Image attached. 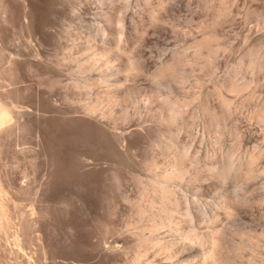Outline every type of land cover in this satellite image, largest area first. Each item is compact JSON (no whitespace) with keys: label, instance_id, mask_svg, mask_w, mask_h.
<instances>
[{"label":"rangeland","instance_id":"obj_1","mask_svg":"<svg viewBox=\"0 0 264 264\" xmlns=\"http://www.w3.org/2000/svg\"><path fill=\"white\" fill-rule=\"evenodd\" d=\"M0 7V92L2 99L21 111L13 115L10 128L0 140V182L7 190L12 216L9 231L0 230V264H132L134 248L127 246L132 243L129 232L134 228L130 225V201L137 197L141 183L137 176L145 181V169H149L143 166L147 165L145 161L153 159L155 146L158 155L154 157H159L161 140L171 131L166 126L170 132L165 133V125L155 124L157 119L153 121L145 102L140 103L141 113L133 102L127 104L130 114H139L134 118L131 114L129 119H136L131 120L132 125L130 121L117 123L120 129L127 123L126 129L123 127L126 132L134 127L130 133L121 130L123 134L119 127L114 128L116 123L111 122V128L109 120L87 112L83 105L95 94L72 90L67 69L73 66L74 77L75 61L70 64L63 60L70 64L66 68L61 63L63 71L55 65L64 53L69 55L70 49L73 55H82L77 41L80 45L93 37L98 44L120 41L133 49L150 73L176 53L189 55L190 61L183 66V87L176 85L166 95L193 96L196 102L187 108L196 112L200 100L208 97L223 115L221 99L214 90L221 87L232 102L230 114H225L221 122L237 127L240 136L237 139L234 131L220 135L219 130H209L207 117L200 115L191 125L183 126L178 137L199 150L202 163L212 161L206 158L207 151L218 159L235 143L238 154L259 148L262 155L257 166L264 163V117L254 114L264 102V0H0ZM100 24L105 26L106 36H102L106 38L93 33ZM205 36L210 40L202 45ZM73 43L76 50L71 48ZM199 43L203 55L195 56ZM217 43L221 48L211 51V45ZM252 52L259 58L258 68L247 73L250 86L240 91L224 87L230 69L247 63ZM141 76L133 82L140 85V94H136L144 101L154 82L150 74ZM103 83L96 87L104 88ZM73 95L82 99L74 101ZM113 128L128 134L126 140L122 135L123 140L116 138L120 149ZM127 149L133 151L132 155ZM121 150H126L124 155ZM140 161L145 169L139 167ZM258 179L261 181L256 182ZM215 180L209 176L186 187L201 188L211 197L219 186ZM256 180H249V194H264V174ZM263 211L264 203H253L242 207L239 216L253 223ZM115 246L124 248L127 254L120 250L124 252L120 257Z\"/></svg>","mask_w":264,"mask_h":264},{"label":"bare ground","instance_id":"obj_2","mask_svg":"<svg viewBox=\"0 0 264 264\" xmlns=\"http://www.w3.org/2000/svg\"><path fill=\"white\" fill-rule=\"evenodd\" d=\"M1 7L3 12V3ZM2 12L0 10V13ZM152 16L155 17V10H152ZM26 19L27 18H25V20ZM104 30L105 26L100 24L93 33L97 37L100 35L102 36V34L106 36ZM94 35L92 34L91 37ZM105 36L102 37L106 38ZM89 38L90 37H88V39ZM93 38L91 41L87 40L89 41L88 44L87 41L86 43L84 42L85 40H82L84 43H81L82 45L77 41V47L83 51L82 55H73V49H70V53L68 52L69 49H67L69 55H65L67 53H64V55L62 54L63 56L59 53V55L57 54V58L61 56L59 61L58 59L55 60L56 62L58 61L57 64L59 65L55 64V61V63L53 62L56 66H60L63 60H66L65 62H71V60L75 61L76 66L73 64L74 67H76V74L73 72L75 75L74 77L71 74V69H74L72 65L70 66L72 62L70 64H68L69 62L67 63L71 69L70 67L68 68V65L64 62L66 68H68L67 70L73 77L71 78V76H69L70 78H68L70 79L69 82L72 86V90L74 89L75 92L80 94H84V92L95 94L94 97H90L91 95L88 96L92 98L89 102L86 101V103H84L81 100L82 103H84L83 106L86 107L85 110L87 109V112L89 111L91 115L92 113H97L98 119L100 115L102 116L101 119L104 117L105 120H109L108 123H116L114 128H117L119 127L117 123L120 121H130L132 125V121L136 120L131 119V121L129 119L133 113V108L131 109V114L129 108H127L129 102H133V105L137 107L136 110H138V113L143 111V108H139L141 107L140 103L145 102V106H142L147 108L146 110L149 111L150 115H153V121L157 119L154 121L156 122L155 124L159 125L161 123L160 125H165L162 130L163 132L165 130V133L171 131L161 140L162 149L161 147L158 148L161 149V152L160 150H156L158 153L160 152L159 157H154V155L157 154L155 153V148H157L155 142L153 144V147H155L152 149L154 151V155H152L153 159L146 158L148 160L145 159L147 165H145V163L144 165L142 164L143 160L140 161L141 164H139L141 169L145 166L149 167V169L146 168L148 169L147 174V170L144 168L145 174L147 175V177L144 176L145 181L141 180L142 176L140 177L137 174V178H140L142 184L140 183L137 197L130 201L132 210V214L130 213V225H133L131 227L134 228L131 233L129 232V239L132 243L127 247L134 248L131 258L132 264H264V211L258 219H256L260 226H257L256 223L254 224L256 221L248 223L239 216V211L242 207L250 206L253 203H264V194L258 193L257 196L249 194V180L252 178L256 180L259 176L263 178L264 163L257 166L262 151L259 150V148H254L245 154H238L237 144L235 143L218 159L214 153L211 154L207 151L206 158H211L212 161L202 163L199 150H196V148L194 150L192 145H190L192 143H188V140L185 141L178 137L180 136L178 133L184 128L183 126L187 127L191 125V123L195 122L196 118L203 115L205 118L207 117L209 130H219L220 135H224L229 131H234L236 134L235 136L239 139L240 131L237 127H229L226 122H221L222 117L224 118L225 114H230L232 110L231 99L223 94L221 87L216 86L214 90L221 99L223 115H219V111L208 101V97L200 100L198 103L200 106L198 112L193 109H188L187 107L190 104H195L194 102H196L193 96L188 98V96H180L173 92L170 94L167 93L166 95V92L174 90L172 87L176 85L180 88L183 87L182 84L186 78L183 66L190 61L187 58L189 55H185V53H176L171 58L162 61L161 64L150 73V70L145 67L146 65L144 66V63L140 59H137L132 48L124 46L120 41H114V44L111 42L112 44L109 43L111 45H108L106 39H102L101 42L106 41L105 44L107 43V45L104 43L98 44V40H96V42V38H94V40ZM209 40L210 37L205 36L203 40L201 39L202 42L200 43L204 44V42L206 43ZM75 43L72 44L73 47H71L70 44L68 46L75 49ZM200 43L199 46L195 48V56L203 55V52H201V46L203 44L200 45ZM220 48L221 43L211 45V51L213 52H217ZM77 52L75 51V54H77ZM61 53L63 52L61 51ZM258 58V54L252 52L250 53V58L247 63L243 61L234 66L233 69L231 68V72L228 73L229 76L227 75L223 82V86L232 91H240L244 89V87L250 86L247 73L258 68ZM12 60L10 59V61ZM65 64H61V66H65ZM61 66L56 68H59V70L60 68H65ZM146 73L151 75L149 78H151V82L153 81L154 83H152V89H149L150 93L147 94L148 92H146V100L142 101V99H140L141 95H138V97L136 94H140L139 91L141 87L136 84L138 83L137 81L136 83L133 81L139 78V75L141 78V74L147 75ZM59 80H61V78ZM59 80H57V82ZM67 81L66 79V83L69 84ZM100 82L105 83H103L104 86L101 85L104 88L96 87ZM93 85H95L94 89L89 91V88ZM71 88L69 86V89ZM70 91L69 93H72V91ZM1 92L0 140L10 128L13 115L16 114V112H21L19 109H16L17 107H13L14 105L12 106L10 101H5V98H3V100V94L1 95ZM251 95H255L254 90H251ZM67 96H69V98L65 97L69 100L70 94ZM75 98L77 97L74 96V101ZM84 98L86 99V97ZM77 99H79V97ZM80 99H82V97ZM70 101H72V98ZM156 102L157 104H155ZM11 103H13V101H11ZM81 105L82 104H80V106ZM141 109L142 111L140 112ZM85 110L84 112L86 113ZM254 114L259 117H264V102L255 109ZM134 116L132 114L131 117L134 118ZM154 117H156V119ZM105 120H103L104 123L101 121V124L103 123L106 126L107 121L105 122ZM157 121L159 123H157ZM187 122L189 123L187 124ZM112 123L109 124V126H112ZM122 123L124 124V122H121L119 125ZM134 123L135 126L138 125V123L136 125V121ZM129 124V127L127 126L128 129L130 128ZM126 125L127 123L123 127L125 128ZM166 126L170 131L169 129L168 131L165 129ZM123 127H121V129L119 127L120 131L123 130L126 132ZM114 128L111 131H113ZM131 128V130H127L126 133L132 132L134 127ZM136 128L137 127H135V130ZM123 131L121 132L124 134ZM113 132L115 135L117 130ZM113 132L111 133L113 134ZM117 133L120 137H116L118 136L116 135L115 140H123L125 135L122 133L120 134L119 130ZM161 133L160 135L162 137L163 134ZM127 135L128 134L125 136L126 138ZM126 138L124 139L126 140ZM122 140H120V142ZM123 142L124 141H122V143ZM116 143L119 144L117 146L118 149H120L119 146H122L120 145L121 143H119V141ZM126 144L127 141L123 145ZM121 151L119 153H121ZM125 151H123L122 154H125ZM128 152H130L131 155L133 153L130 149L129 151L127 149V153ZM127 153L126 155L128 157L129 153ZM122 154H120V156L124 155ZM131 155L128 158H130ZM133 155L135 156V154ZM117 156L119 155L117 154ZM134 156H132V158ZM209 176L214 177V180L216 179L215 181L218 183L217 185H219L217 186L218 188H216L218 190H215V195H210L211 197H209L200 190L201 188L187 190L186 186L189 185L190 187V183L201 182L202 180L208 179ZM257 181L261 180L258 179L256 182ZM7 197V190L0 182V230L4 233L9 231V227L12 223ZM221 212L224 216L221 215ZM19 234H16V241L18 244L21 243ZM117 246L120 248L122 245ZM117 246H115V248H118ZM124 247L126 248V245ZM119 248L116 253H119L118 255L121 257L125 250L123 248L124 252L121 253L123 250ZM120 250L121 252H119ZM112 251H115L114 247ZM125 254L127 253L125 252Z\"/></svg>","mask_w":264,"mask_h":264}]
</instances>
